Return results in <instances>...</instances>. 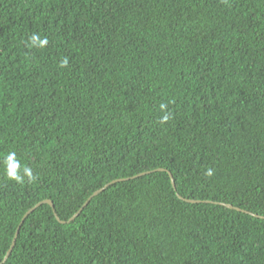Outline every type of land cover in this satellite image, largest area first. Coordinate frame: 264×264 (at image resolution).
Wrapping results in <instances>:
<instances>
[{
	"label": "trees",
	"instance_id": "16d2710c",
	"mask_svg": "<svg viewBox=\"0 0 264 264\" xmlns=\"http://www.w3.org/2000/svg\"><path fill=\"white\" fill-rule=\"evenodd\" d=\"M10 151L0 262L150 172L3 264H264V0H0Z\"/></svg>",
	"mask_w": 264,
	"mask_h": 264
},
{
	"label": "clouds",
	"instance_id": "9594fccd",
	"mask_svg": "<svg viewBox=\"0 0 264 264\" xmlns=\"http://www.w3.org/2000/svg\"><path fill=\"white\" fill-rule=\"evenodd\" d=\"M30 46L43 48L47 45V38L41 39L39 35L33 34L29 37ZM61 68L68 66V58L65 57L60 61ZM166 105L161 104L160 108L165 109ZM166 119V118H165ZM0 164L3 166V173L7 179L15 181L17 184H25L35 182L38 177L34 175L33 170L27 164H22L17 158V154L14 151H10L7 154L0 156ZM205 176L211 177L213 175L212 169H207L204 173Z\"/></svg>",
	"mask_w": 264,
	"mask_h": 264
},
{
	"label": "water",
	"instance_id": "95a60500",
	"mask_svg": "<svg viewBox=\"0 0 264 264\" xmlns=\"http://www.w3.org/2000/svg\"><path fill=\"white\" fill-rule=\"evenodd\" d=\"M156 170H158V171H166L165 169H163V168H158V169H156ZM150 171H148V172H142V173H139V174H137V175H134V176H132V177H130V178H119V179H115V180H112V181H110V182H108V183H106L104 186H102L101 188H99L98 190H96V191H94L85 201H84V203L82 204V206L68 219V220H60L59 219V217L56 215V213H55V211H54V209H53V203H52V201L51 200H49V199H44V200H41V201H39L38 203H36L34 206H32L31 208H29L23 215H22V217H21V219H20V222H19V224L17 225V227H16V229H15V232H14V235H13V237H12V240H11V243H10V246H9V248H8V250L6 251V253H5V255H4V257H3V259H2V261L0 262V264H3L5 261H6V259L8 258V256L10 255V253H11V251H12V249H13V247H14V245H15V241H16V238H17V234H18V231H19V228H20V226H21V224L23 223V221L25 220V218L31 213V212H33L36 208H38L40 205H42V204H47V205H49L50 207H51V209H52V211H53V214H54V216H55V218L60 222V223H62V224H64V223H69V222H71V221H73L77 216H78V214L81 212V210L88 204V202L94 197V196H96V195H98L100 192H102L103 190H105L107 187H109L110 185H112V184H114V183H116V182H119V181H124V180H128V179H133V178H137V177H139V176H143V175H145V174H147V173H149ZM168 175H169V177H170V181H171V185H172V187L173 188H175V184H174V180H173V178H172V176H171V174L168 172ZM179 198L180 199H182V200H184V201H186V202H189V203H200V202H205V203H213L212 201H208V200H205V201H200V200H194V199H184V198H182V197H180L179 196ZM217 204H219V205H222V206H225V207H227V208H229V209H233V210H236V211H242V212H246V211H244V210H242V209H240V208H238V207H235V206H233V205H231V204H226V203H217ZM255 216H257V217H260V218H264V216H258V215H256L255 214Z\"/></svg>",
	"mask_w": 264,
	"mask_h": 264
}]
</instances>
